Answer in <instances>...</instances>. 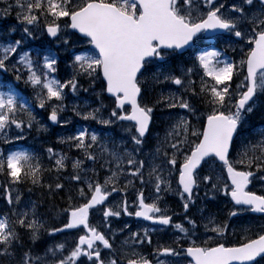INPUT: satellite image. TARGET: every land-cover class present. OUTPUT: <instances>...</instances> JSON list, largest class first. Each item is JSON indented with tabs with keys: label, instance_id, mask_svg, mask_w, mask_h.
<instances>
[{
	"label": "snow or ice",
	"instance_id": "snow-or-ice-1",
	"mask_svg": "<svg viewBox=\"0 0 264 264\" xmlns=\"http://www.w3.org/2000/svg\"><path fill=\"white\" fill-rule=\"evenodd\" d=\"M0 3H5L2 10L5 18L15 10V19L23 25L24 34L22 39L14 42H0V70L9 71L11 64L16 80L23 79L25 84L33 88L37 106L41 109L46 106L51 108L47 119L54 125L60 123V112L66 110L65 89L70 88L75 95L79 90L80 77L94 82L102 76V91L114 98V107H111L107 118L104 109L108 106L103 100H100L99 107L91 111L80 112L75 106L73 111L81 119L94 120L106 128L119 122H129L121 127L129 134L131 144L137 146L131 149L124 147L120 151L119 148L126 142L116 145L112 141L116 146L110 149L107 137L101 144V138L88 129L68 137V141L74 142L70 146L82 151L85 160L93 164L98 157L91 149L99 144L100 158L104 159L101 167L107 166L105 170L110 174L105 175L103 183H100L98 178L81 175L91 171L93 177H98L99 173L94 167L87 169L82 167L84 161H73L70 179L86 184L87 191L83 187L79 189V196L86 202L74 206L69 197V205L63 210L66 216L62 227L46 228L34 202L26 210L13 211L11 215L16 217L15 220L7 214L0 217V264H77L81 257H86L90 264H118L114 258L104 259L101 246L111 252L113 243L103 231L89 223V210L104 205L112 193L126 192L129 186H134L135 180H139L142 185L151 183L156 197L151 203H146L143 191H138V205L134 213L129 211L127 200L120 210L104 207V224L107 227L109 217H120L123 213L156 225H171L181 234L176 237L177 248L158 247L155 255L165 259H158L156 264H179L173 258L181 255L190 258L188 264H264V232L255 238L245 235L237 245L226 246L221 241L229 225L210 226L215 221L209 217L205 229L216 234L215 243L211 242L213 237H208L201 244L196 239L189 240L195 236L196 228L191 218H188V223L192 225V230L182 224H172V217L159 203L162 191H173L168 177L178 172V189L175 191L181 198L185 213L194 203V189L203 182L205 185L211 183L213 192L219 191L225 197L230 196L236 206L230 211V218L248 211L264 214V195L247 190L257 173H260V179H264V134L260 140L244 145L236 158L231 156L238 129L244 123L246 114L254 111V97L264 95V0H234L230 7L220 0H14V3L0 0ZM41 18L45 21L48 36L60 38L62 28L65 31L71 29L69 36L78 33L84 38L83 43L90 45L83 54L74 56L72 76L64 82L49 75L57 70L54 56L44 55L42 64H38L28 51L21 50L23 39L34 37L32 29L39 28ZM245 25L251 27L245 29ZM219 34L234 37V43L243 42V55L239 61L227 59L221 51L210 45L212 50L198 51L196 64L186 71L182 70V75L165 71L162 67L153 73L156 83L177 86L176 90L167 94L161 91L156 104L168 109H183L185 115L174 114L176 118L155 153L150 154L151 159H141L142 148L139 146L143 145L150 130L155 110V106L141 101L142 88L146 83V79H142L144 70L154 61L164 62L166 57L186 47H193L195 38L211 40ZM69 36L62 39L63 44H70ZM197 65L202 71L199 92L195 91L194 81L191 80ZM241 75L243 80L233 90L234 77ZM205 77L208 79L205 80ZM0 89H5L0 90V139L4 143L12 142L13 128L17 130L16 140L24 139L25 127L46 131L36 120L30 102L19 94L10 81L0 78ZM181 89L184 93L200 97L210 108L199 127L187 118L188 115L195 116L197 109L189 97L178 94ZM97 98L100 99V94H97ZM169 115L173 116L172 113ZM46 151L49 159L55 161L54 169H42L38 161L33 163L35 157L25 151L9 150L7 155L0 153V175L8 178L4 192L9 206L14 203L11 185L26 180H30L34 186L47 187L50 193L64 188L59 182L55 184V189L51 184L44 185L41 182L43 171L60 173L67 167L66 156L54 152L51 147ZM203 165H208L211 170L201 176L199 170ZM146 166L147 181L144 178ZM217 167L221 168V172L213 182ZM254 167L255 172L252 171ZM223 173L227 174L226 179ZM121 180L127 182L121 186ZM14 199L19 204L21 197L16 195ZM81 226L85 234L79 235L67 255L64 254L66 245L58 243L46 247L43 256L34 253L32 248L23 250L17 256V247L23 248L20 229L28 234L32 245H35L41 239L42 231L52 236ZM150 231L154 229H144L143 237L139 233H131L125 244L129 239L141 244L147 240L151 244ZM181 239L189 240L186 248H179ZM133 256L136 258L128 259V264H152L135 249Z\"/></svg>",
	"mask_w": 264,
	"mask_h": 264
},
{
	"label": "rangeland",
	"instance_id": "rangeland-1",
	"mask_svg": "<svg viewBox=\"0 0 264 264\" xmlns=\"http://www.w3.org/2000/svg\"><path fill=\"white\" fill-rule=\"evenodd\" d=\"M9 2L14 3V0H9ZM220 2L225 3L226 7H230L231 4L234 2V0H220ZM3 6H5V3H1L0 11L3 8ZM15 16H16V12H15V10H13L10 14V18H8L7 20H8V22H12V25L10 26L11 29L14 28L17 31V32L14 31L16 33L15 40H17V39H22L24 34H23V30H22L23 25L18 24V22L15 19ZM44 22H45L44 19L41 18L39 28H33L32 29V31L34 33V37H29L27 39H38V38L43 37V35H44V33H43L44 29L43 28L44 27L41 28V26ZM244 27H245V29H248L251 26L245 25ZM70 33L71 32L69 31V29L65 31L62 28L61 36L58 39L60 43H57L56 42L57 40L54 43L55 45H58L60 47V50L62 52L66 53V52L70 51L72 54L71 55V61L68 64V66L66 67V71H63L62 67L59 68V74L61 77H63V80H62L63 82L66 81L67 79H70L72 76L73 69H72L71 65L73 63L74 56L79 55V54H83V52H81V51H83L87 45V44L83 43V39L76 40L73 38L72 35L69 36ZM7 35L9 36V34H7ZM65 36H69L70 44H68V45L63 44V42H62V39ZM232 39H234V41H235L234 37L225 38L220 42V45L226 46V47L232 49L233 48L232 43L234 42ZM0 42H1V40H0ZM26 42H27L26 39H23L22 47L27 45V44H25ZM198 42H199V44L193 49L194 54H192L190 56L191 58L193 56H196L198 51L212 50L210 45L212 46V45L217 43V41L215 39L209 40V39L202 38V37H200L198 39ZM234 44L238 49H241L242 47H244V44L242 41L240 43H234ZM87 47H89V45ZM72 50L75 52H72ZM240 58L241 57H238L237 61H239ZM169 59H170V56L166 57V60L164 62L157 61L156 64H153L152 65L153 67L151 68V76L149 78H146V81H148V83H149V89L153 93H155V96L157 98H159L161 91H163L165 94H167L169 91H174L177 89L176 85H172L170 83H156L154 81L153 73H155L157 71L158 67H162L165 71H172L176 75H182L183 74L182 70L186 71L187 68L191 67L189 65H185V66L182 65V66H177V68L175 70L174 68H171L168 65ZM13 63H14V60H13ZM7 73H9L10 75H14L13 81L16 83V85H18L20 80L19 81L16 80L15 73L12 70L11 64L9 65V71H7ZM196 75H197V77L199 75L198 81L195 78ZM201 76H202V72H200L198 69L191 76V80L194 81V83L197 85V87L199 89H200ZM160 79L162 80L163 77L161 76ZM204 79L207 80L208 78L205 77ZM21 80H23V79H21ZM23 82H24V80H23ZM19 85L21 86L20 88H23L26 91V99L32 105L33 114L35 115L36 120H38L40 122L41 127L45 128L46 131H44V130L37 131L35 127H33L31 130H29V129H27V127H25L24 139L16 140L15 139V133L17 130H15L13 128L12 142L11 143H4L3 140L0 139V143L2 145V148L0 149V153H3L4 155H7L9 150H13V151L20 150V151L27 152V150L23 147V145L18 144V143L23 142L24 144H31L36 139H40L41 135L45 136L44 137L45 141L50 142V140L47 138V135H49L53 131V128L50 126V124L48 123V120H47V117L51 111V108L48 106H46L45 109L39 108L37 106L38 101L35 98L33 88L30 85H27L25 83L23 85L22 84H19ZM83 89H87V91H84ZM102 89L103 88L100 87V82H96V81L93 82V81H90L89 79H87L85 77L79 78V90L77 91V93L75 95L72 93L70 88L65 89L66 98L64 100V104L66 105V110L60 112V123L56 126L57 130L55 131V136L59 142L61 140H64L65 141L64 143H66L68 145L74 144V142L68 141V137L75 135L78 131H80L82 129H87V126L84 123H82L80 120H82L83 122L91 121V120H83L80 118V116L76 115V113L73 111L74 106L76 107L77 111H80V112L91 111L93 108L99 107L100 106V100H103V103L108 106L107 108L104 109V116H105V118H107V115L111 110V107H113L112 106L113 101L104 96V91H102ZM0 90H3V89H0ZM150 90H148V92L152 95ZM181 93L183 95H185L186 97H189L191 102L196 100V99L199 101H203L198 96H195L196 99L193 100L191 98V96H189L188 93H184L182 89L180 90V92L178 94H181ZM97 94H100V99L97 98ZM68 97H69V100H68ZM261 97H263V98H261ZM254 99L256 100V105H255L254 111L250 114H246L245 121L242 124V126L239 128L240 132H238V135H237L238 136L237 137V150H236V153L234 155V158L237 157L238 151H241L243 149L244 145L249 144V142L254 143V142L260 140L262 138V134H264V95L255 97ZM67 100H68V102H67ZM66 102H67V104H66ZM51 103H55V102H51ZM194 107L197 109L195 116L191 115L190 118L189 117H187V118L193 124H195L197 127H199V123L202 120L203 113H202V111L199 110L198 107H196V106H194ZM164 109H167V107H162L160 110L162 111ZM173 111L174 112H172V114H173L172 117H170L169 114H167L165 117H163V114L162 115L159 113L155 114L156 122L158 124L162 123V126L159 129L155 128L154 132H151L149 137L146 140H144L143 145L144 144L152 145V149L147 148L151 152L145 153L144 149L146 147H143V145L139 146L142 148V153L140 154L141 159H145V160L151 159L150 154L155 153V152L153 153V151L156 149L158 144L162 143V141L164 140V137L166 135V132L169 130L170 126L173 123V120L176 118L174 114L178 113L180 115H185V110H183V109H174ZM45 115L47 117H45ZM197 117H199V122L197 121ZM65 120L70 121V122L65 123L64 122ZM262 123H263V125H262ZM99 125H101V124H99ZM121 125L126 126L127 124H120V126L117 124V125H115V128L112 130L110 129L112 126L110 128H106L104 125H101L102 128L104 129V131H106L104 133H101L100 131L99 132L93 131L91 128L88 129V131L90 133L95 132L101 138L100 139L101 144H103L105 142V138L107 137L109 140L108 147L111 149V148L115 147L116 145L120 144V137L121 136L124 138H129V142H130L129 134L123 130ZM158 135H161V140L159 141V143L154 144L155 141L153 140L152 137L153 136L157 137ZM112 141H115L116 145H114L112 143ZM129 146H130L129 149H131L133 147H137V146L132 145L131 142L129 143ZM2 149H5L4 150L5 152H3ZM119 150L123 151L124 149L120 147ZM69 151H71V150H69ZM91 151H93L94 153L97 154V157H98L97 162L95 164H93L92 161L87 160L86 166L84 168L90 169V168L94 167L96 169V171L99 173V176L94 177V178L95 179L98 178L99 180H104L105 175L110 174V173H107L105 170L107 166L101 167V165L104 164V159L100 158L101 149H100L99 144L95 145L91 149ZM170 151L171 150L169 149V152ZM71 153H72V151H71ZM71 153L68 156H66L67 159L69 158ZM106 158L110 159V157H106ZM73 160L74 159L70 158L71 166H72ZM157 162H159V161H157ZM66 163H67V160H66ZM41 165L43 166L42 169H48L47 167L50 166L49 164H41ZM210 170L211 169L208 165H204L203 169L200 171V175L203 176V175L209 173ZM72 171H73V169H72ZM144 171H145V177L144 178L146 181V180H148L147 166H146ZM45 172L46 171H43V173H42V181H41L42 184H44V185H46V181H47V180L43 179V174ZM220 172H221V168L217 167L215 169V174L213 175V182H215V176L219 175ZM87 173H92V172L89 171ZM87 173H81V175L84 176V175H87ZM61 174H63V173L61 172ZM173 175H174V173H173ZM173 175L168 177V179L170 181H171V178L173 177ZM223 175L225 177L224 173H223ZM100 177H102V178H100ZM225 179H226V177H225ZM3 180L6 181V184H4L3 186L0 185V207L2 209H3V205H6L9 208H11L13 211L19 212V211L26 210L27 208H30L32 206L31 203H29L30 201L33 202L32 198H30V201L28 199L21 198L19 204L15 203V199H14L15 196L20 195L19 194L20 188L18 187V185H11V187L14 189L11 193L13 200H14V203L12 206H9L7 199L5 198L6 193L4 192V188L8 186V178L4 177ZM121 181L123 182V184L127 182L126 180H121ZM72 182H76V181H72ZM172 183H171V188L173 189V191H170V192L174 193L171 196L175 197V199L172 200L171 203H169V204H172V205L176 204V207H177V206H179V202H182V201H181V198H180L178 192L175 191L176 189H178L177 183L174 185ZM205 186H207V188H208L211 186V183H209ZM81 187H83L84 189L87 188L86 184H83V183L80 186V188ZM80 188H77L78 193H79ZM141 188L143 190H148L151 192L155 191V189L151 183L150 184L145 183L143 185L141 184ZM255 188L258 190H262V192H264V184L262 183V180L259 177H258L257 181L255 182ZM46 189H47V191H49L48 188H46ZM130 190L133 191L134 189H130ZM130 190H128V191H130ZM20 197H21V195H20ZM61 199L56 198L54 202L52 201L54 203L53 205L56 207L58 204H60ZM49 202H50V200H49ZM35 203H37V202H35ZM165 204H168V203H165ZM205 205L208 208L207 214L205 212L204 215L202 214L203 216H198V215L193 213V214L185 215V217H184V219L187 220V224H188V218H191L195 223H197L199 225V227L197 228L198 234H195L194 237H190L189 240L190 239H196L198 243L203 244V241L205 239H207L208 237H213V241H211V242L215 243L216 234L212 233L210 231H206V229H205V225L208 224L209 217H211L213 220H214V218L218 219L217 220V221H219L218 225L227 223V220L225 218H222V217L219 218L220 212L217 211V210H219V204L205 203ZM118 206L120 207V199L118 196H115V197L111 198V200L104 207H111V208L117 210ZM163 207L166 208L167 210L170 209L167 205L163 206ZM178 208H176V209H178ZM232 210H233V208H232ZM181 211H182V207H181ZM168 212H170V210H168ZM197 214H199V213H197ZM232 219H233V222L231 224H229L228 232L225 234V238L221 242H224V240H226V242H225L226 244H228V243L238 244L240 242L241 238L245 235H247L248 237H251V238H255L258 234H260L261 232H264V218L257 220V218L251 216L249 214V212H243L242 214H240L237 217H232ZM43 221L46 225L47 220H43ZM210 226H217V225L213 224ZM184 227L188 228V226L186 224ZM246 229L248 230L247 232L245 231ZM150 230H153V229H150ZM124 231L126 233L129 231L128 226L127 227L124 226ZM150 232L154 233L155 231H150ZM166 233H172V232H166ZM176 233H178V232L175 231L174 234H176ZM180 235H181L180 233L177 234V236H180ZM49 239H50V243L48 244V246H54V245L59 243L58 239H55L53 237H49ZM181 240L189 243V240H185V239H181ZM57 241H58V243H57ZM67 248L71 249L72 247L69 246ZM40 251H42V250H40ZM38 254L43 256L44 252L38 253ZM64 254H65V252H64ZM112 255L115 256V251L112 252L110 256L112 257ZM48 259L51 260L52 257L49 256ZM81 261H83V259L80 258V261H78L77 264H81ZM177 261H179V264H188V261H185L184 258L180 259L178 257Z\"/></svg>",
	"mask_w": 264,
	"mask_h": 264
},
{
	"label": "trees",
	"instance_id": "trees-1",
	"mask_svg": "<svg viewBox=\"0 0 264 264\" xmlns=\"http://www.w3.org/2000/svg\"><path fill=\"white\" fill-rule=\"evenodd\" d=\"M8 18H10V15H8L6 18L2 16V18L0 19V40H3L2 42L8 41V40L10 41L14 40L13 38H11V36L7 35L11 30L10 22H8L7 20ZM28 47L29 49H31V52L34 55L38 54L40 51H53L54 52L53 48L48 46L47 43L43 45H39L36 42L34 44H32V42H29ZM55 56L57 57L56 54ZM235 78L236 77H234V80ZM143 89L145 90V93H146L147 87L143 86ZM141 100L142 102L146 100L144 95L141 97ZM55 146L56 147L54 149L57 150V153H60L61 155L68 156L71 153V151L69 150L68 151L63 150V148L60 149L59 144H55ZM44 154L45 156L49 155L48 152L45 150H44ZM35 156L39 158L38 152H35ZM36 162L37 161H35L34 163ZM51 167L52 169H54V163L51 165ZM57 176H58V173L54 170L46 171L43 174V179L48 180L46 182V185L51 184L53 186V189H55L54 184L56 183V180L58 179ZM4 177L6 176L0 175V184L2 183V180L4 179ZM19 186L20 188H22V190H25V195H30L34 199V202H37L35 203V205H36L37 213L39 217L49 218L50 219L49 224L51 226H56L60 220H63L65 218V214H63V210L66 208L65 205H63L62 202H60V204H58L56 207L53 205L54 204L53 202L55 201V199L58 198V197H55V195L57 194L56 190L52 191L50 195L49 194L50 192H48L46 189L47 187L45 188V187L34 186L30 182V180H26L25 182L20 183ZM29 189H31V191ZM49 200L51 203L49 202ZM5 214H7L10 219L15 220V217L11 215V212L9 210H7L6 212H4L3 210H0V217L4 216ZM20 233H21V240H22L23 248L19 246L17 247V250H16L17 256H19L23 250H26L28 248H32V251H34L37 248V244H38V242H36L35 245H32V242L29 239L28 234L23 229H20ZM44 247L45 246L42 245V248Z\"/></svg>",
	"mask_w": 264,
	"mask_h": 264
},
{
	"label": "flooded vegetation",
	"instance_id": "flooded-vegetation-1",
	"mask_svg": "<svg viewBox=\"0 0 264 264\" xmlns=\"http://www.w3.org/2000/svg\"><path fill=\"white\" fill-rule=\"evenodd\" d=\"M257 175V174H256ZM257 177V176H256ZM120 196H121V204H120V209L122 208L123 206V202L125 200H127V204H128V208H129V211L131 212H135L136 211V206L138 205V201L136 202L135 201V198L132 196V195H129V196H125V194L123 192H120ZM173 213L171 212H168L167 211V214L170 215L173 218H175V216H177L176 218V221L177 222H182L184 221V217H185V214L183 213L182 215H179V209L178 211H173ZM115 223L110 221V217L108 218L109 220V224L108 226L106 227L105 224H104V217H103V213H102V208H96L94 209L93 211H91L90 213V217H89V223L92 225V226H95L98 228V230H101L103 231L107 238L113 243V239L114 238H117L120 240V236L121 234L124 233V226L127 225L128 226V232L132 231L133 233L137 230V232L144 236V229H154V233H149L150 235V238H151V241L152 243L151 244H148L147 240H146V244L148 246H152L153 244H155L156 242L158 241H161V238H160V235L161 233L159 231H157L158 229H161L159 227H153V226H150L148 225L147 223H144V222H140L138 220L135 219V216L132 215V216H125L123 215V213L121 214L120 217H115ZM100 221H102V226L99 225ZM171 229L173 230V227L171 226ZM81 234L84 232L80 231ZM113 232L115 233V235H113ZM82 234V235H83ZM71 235H75V234H71ZM173 232L169 235H167V238H166V247L167 246H171L173 248H177V243H176V237L177 236H174L173 237ZM188 243H184L182 240H180L179 242V248H186L188 245ZM101 251H102V254H103V257L105 260L108 259V256L106 255V250L102 248L101 246ZM86 258V257H85ZM134 258V256H133ZM145 258H148L149 260H153L154 257H151L150 255L145 257ZM117 261L119 262L120 264V253L118 254L117 256ZM84 264H90V262L88 260L84 261Z\"/></svg>",
	"mask_w": 264,
	"mask_h": 264
},
{
	"label": "water",
	"instance_id": "water-1",
	"mask_svg": "<svg viewBox=\"0 0 264 264\" xmlns=\"http://www.w3.org/2000/svg\"><path fill=\"white\" fill-rule=\"evenodd\" d=\"M50 37V36H49ZM50 38H55V37H50ZM188 47H186L185 49H182V50H180L179 52H182V51H184V50H186ZM108 94V93H107ZM109 96V95H108ZM71 230H73V229H71ZM189 258V257H188Z\"/></svg>",
	"mask_w": 264,
	"mask_h": 264
}]
</instances>
